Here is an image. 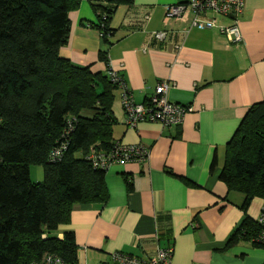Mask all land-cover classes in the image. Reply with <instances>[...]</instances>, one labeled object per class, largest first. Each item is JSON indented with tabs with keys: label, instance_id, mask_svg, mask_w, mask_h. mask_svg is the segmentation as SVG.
Here are the masks:
<instances>
[{
	"label": "crops",
	"instance_id": "0c3cea01",
	"mask_svg": "<svg viewBox=\"0 0 264 264\" xmlns=\"http://www.w3.org/2000/svg\"><path fill=\"white\" fill-rule=\"evenodd\" d=\"M186 1L118 5L107 41L94 7L104 0H78L68 13L62 57L94 72L117 70L136 103H146L166 82L168 100L190 107L180 124L139 121L129 127L116 88L113 140L141 144L148 158L105 170L106 202L72 206L57 236L73 231L79 263L101 264L115 251L147 258L172 247L173 264H264V245L243 235L231 240L245 219L257 220L264 200L253 197L243 208L244 194L219 178L227 143L250 106L264 99V0H245L238 44L215 28L191 25L192 11L165 21L168 5ZM217 20L228 24L231 17ZM159 30L167 31L163 41L152 35Z\"/></svg>",
	"mask_w": 264,
	"mask_h": 264
},
{
	"label": "trees",
	"instance_id": "16d2710c",
	"mask_svg": "<svg viewBox=\"0 0 264 264\" xmlns=\"http://www.w3.org/2000/svg\"><path fill=\"white\" fill-rule=\"evenodd\" d=\"M95 5L96 27L107 41L110 18L120 4ZM78 0H0V264H30L45 254L76 264L69 221L76 203H104L105 170L85 158L115 144L114 92L108 73L73 64L59 50L68 42V13ZM107 63L105 51L98 54ZM66 143L61 158L50 152ZM42 166L32 182L29 166ZM219 178L229 190L264 200V99L250 106L226 147ZM257 220L245 219L234 232L252 239Z\"/></svg>",
	"mask_w": 264,
	"mask_h": 264
},
{
	"label": "built area",
	"instance_id": "2783aa9c",
	"mask_svg": "<svg viewBox=\"0 0 264 264\" xmlns=\"http://www.w3.org/2000/svg\"><path fill=\"white\" fill-rule=\"evenodd\" d=\"M244 7L245 0H190L178 2L167 6L165 21L181 18L187 11H192L195 16L191 21V25L215 28L229 42L238 44L243 41V36L238 25V16L242 13ZM206 12H210L212 16L206 17L204 15ZM217 16L231 17V20L228 24H220ZM100 34L102 36V33ZM152 35L156 40L163 41L167 36V31H154ZM107 73L109 80L121 90V104L125 112V123L129 127H134L139 121H155L163 126L180 124L186 112L190 110L189 106L168 100L166 95L168 84L166 82H160L156 86L154 94L146 103H136L122 75L112 68H109ZM65 148L66 143H63L59 148L53 149L49 154V159L51 161L59 160ZM85 158L94 167L106 170L114 163L125 164L129 161H146L148 151L141 144H121L115 142L110 150H91ZM257 222L260 230L256 236L252 237V240L264 245V206L261 208ZM172 251V247H159L155 255L147 258L115 251L110 254L109 261L101 264H173ZM30 264L65 263L59 256L45 254L40 261ZM76 264L85 263L77 262Z\"/></svg>",
	"mask_w": 264,
	"mask_h": 264
},
{
	"label": "rangeland",
	"instance_id": "374dc122",
	"mask_svg": "<svg viewBox=\"0 0 264 264\" xmlns=\"http://www.w3.org/2000/svg\"><path fill=\"white\" fill-rule=\"evenodd\" d=\"M29 175L32 182H40L43 179L42 166L32 164L29 166Z\"/></svg>",
	"mask_w": 264,
	"mask_h": 264
}]
</instances>
